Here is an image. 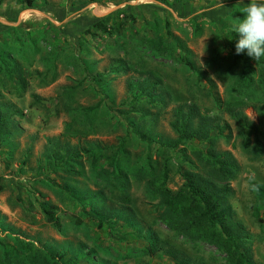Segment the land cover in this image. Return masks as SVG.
<instances>
[{
    "label": "rangeland",
    "instance_id": "obj_1",
    "mask_svg": "<svg viewBox=\"0 0 264 264\" xmlns=\"http://www.w3.org/2000/svg\"><path fill=\"white\" fill-rule=\"evenodd\" d=\"M31 2L29 6L24 0H0V25L10 26L0 27V60L15 74L19 63L25 79L17 86L16 78L11 80L0 67V248H14L17 240L27 242L51 250L65 264H229L215 244L183 236L159 220V198L147 189L146 181L160 174L165 161L164 185L169 190L181 186L184 174L195 173L197 181L213 182L224 189L221 208L246 234L242 247L249 258L264 264V83L257 78L255 59L245 50L255 72L250 83L240 85V94L233 90L232 83L241 69L240 61L230 55L240 38L232 31L243 18L239 0H221L223 7L220 0ZM120 9L138 15L137 27H144V20L150 27L155 25L154 34L145 27L153 37L165 38L167 28L179 38L189 49L188 57L198 76L185 68L182 75L171 66L158 68L168 91L151 85L155 100L144 105V117H137V112L126 114L121 103L134 94L135 86L131 88L128 82L147 77L144 83H155L153 73L151 77L128 70L112 76L105 90H96L98 94L80 85L57 101L58 91L75 84L76 79L70 66L66 69L58 64V77L37 86L30 71L43 69L39 55L50 51L51 44H62L53 40L56 28L52 25L67 24L80 14L99 18ZM22 34L26 40L20 46L17 36ZM103 39H98L97 48L83 43L78 46L81 53L91 54L90 64L98 71L105 70L114 49L111 45V51L104 48ZM69 40L74 37L69 36ZM32 46L40 51L32 52ZM116 49L121 55L120 48ZM61 53L60 58L68 54ZM21 54L25 62H18ZM71 61L72 57L64 63L68 66ZM146 61L156 70L154 61ZM188 90L192 96L185 93ZM141 93L138 99L144 97ZM98 99L103 106L96 112L99 125L94 133L63 132L69 119L66 107L82 108ZM187 104L193 110L186 127L195 135L177 140L170 122L175 120L179 125L181 118L174 109L180 105L181 112H187ZM104 117L106 123L100 124ZM126 118L133 123L132 132L118 149L124 131L121 124L115 129L111 125L115 119L123 123ZM72 153L70 160L76 161L73 167L78 172L61 170L62 159ZM223 158L233 167L230 175L220 177L217 170L204 166ZM134 161L151 168L144 170ZM111 178L126 180L125 188L106 186L104 179ZM38 200L55 207L58 230L44 221L37 209ZM81 209L91 217L110 219L114 230L125 232V239L117 241L103 226L95 227ZM254 211L259 213L260 225Z\"/></svg>",
    "mask_w": 264,
    "mask_h": 264
},
{
    "label": "trees",
    "instance_id": "obj_2",
    "mask_svg": "<svg viewBox=\"0 0 264 264\" xmlns=\"http://www.w3.org/2000/svg\"><path fill=\"white\" fill-rule=\"evenodd\" d=\"M24 1L27 5H32V0ZM93 14L98 15L96 13ZM137 19L138 15H136V13L131 12L129 9H120L99 18L80 14L75 18L69 19L67 24L59 26L52 25L53 28H56V34L53 36V40L62 42V44L59 46H56L55 43L54 45L51 44L52 49L50 51H45V54L39 55L43 69H34L30 71L34 76L33 79L35 80V83L39 87L45 86L54 81L60 74L59 72L61 70L58 68L60 67L58 64H64L66 69L70 66L72 73L76 76V79L74 80L75 84L65 85L60 91H58L56 100L61 101L62 97L66 95V92H69L71 89L77 90V87L80 85H83L84 90L91 92L93 95L98 94L99 92L96 90H105L106 84L110 81L112 76L119 73H126L128 70L145 72L151 77H153V73V81L155 83H144L146 80L144 78L147 77H139L134 83L128 82L131 88L135 86L133 91L134 94H132L126 102L121 103V105L126 107V111H124L126 114L130 115V113L137 112V117L146 116V112L143 109L144 105L146 103L154 104L153 101L155 100V96L151 91V85L166 90L165 82L161 80L163 73L158 68L161 66H171V70L175 72L179 71L180 75H182L184 68L193 70L196 76H198V73L189 60V49L183 45L179 38L172 35L166 28L168 22L165 21L163 23L164 28H166L164 32L165 38L161 39L160 37H153L155 25L151 24L152 26L150 27L148 26L147 21L144 20V27L143 25L137 27L134 25ZM69 25L70 31L68 29ZM0 27H2V29H7L10 26L0 25ZM145 27L151 29L153 34L148 33ZM131 30L132 33H129L128 31ZM24 34H26V32H24ZM24 34L17 36V40H20V46L24 45L23 40H26V35ZM69 36H73L74 40L70 41ZM41 38L42 39L39 40L40 42L43 41V34ZM99 38H104L102 43V45L106 46L104 48L109 49L110 51L111 48L109 45L114 48L109 57V64L104 71L95 70L93 63L90 64L91 54H89V52L83 54L81 53L82 51H79V48L83 46V44L86 47L94 46L97 48V41ZM116 48L121 49H119L122 53L121 55H118V50ZM20 51L22 52L23 49H20ZM39 51L40 49L32 46V52L36 53ZM61 52L68 54L65 55V58H60L62 54ZM230 55H232L233 60H239L241 63L240 72L232 83L233 88H235L233 90L240 94V85H247L250 83L249 80L255 70L254 67L249 64L248 56L244 52L237 54L236 51H232ZM71 57L72 61L68 66L65 65V60H68ZM18 59V62H25V60L23 61L22 54ZM147 59L154 61V64H156L154 69L156 70L152 69V66L146 61ZM168 59H170V63L166 62ZM30 61L31 59L28 60V62ZM0 62V67L3 69L2 71H4L7 77H10L11 80L12 77H15L17 80V86L23 84L25 79L24 74L19 71V63H17V74H15L14 70L4 66L3 59L0 60ZM254 63L258 66L257 78L261 79L264 83L262 69L264 67V57L254 60ZM26 72L27 71H25V73ZM140 92H143V94L141 93L144 96L141 97L142 99L137 98V94H140ZM185 93L192 96V92L189 90ZM158 96H162L161 93H159ZM71 98L72 97H70V99ZM72 102H75V99H73ZM102 106V101L98 99L94 103L84 105L82 108L66 107L69 119L63 126V132H78L80 135L94 133L99 125V122L97 121V116L99 115H97L96 112ZM194 109H197V107H194ZM185 110L187 112L182 113L181 106L179 105L176 107L174 109L175 115H178V117L181 118L179 125L175 120L170 122L171 127L177 134V140L195 135L194 130L188 131L186 127L191 116L190 111H192L193 108L190 104H187ZM126 119L127 120L123 123L115 119L111 125V128L115 129L121 124L120 127L124 131V134L120 137V141L117 145L118 149L123 147V140L132 132L131 126H133V123L129 121V118ZM102 122L106 123L105 117L100 121V124ZM72 158L73 153L70 154V158L64 157L58 167L67 172H78V170L73 167V162L75 163L76 161H71L70 159ZM114 162L115 161L113 160L112 163L115 164ZM134 164L144 170H146V168H151L150 166L147 167L145 163L141 164L137 161H134ZM204 166L217 170L220 177L230 175L233 168L225 158L216 159L212 161L210 165L208 164ZM117 170L118 169H116V171ZM166 170V164L165 161H163L160 174H158L156 178L147 179L148 181H146L147 189L154 195V197L159 198L158 204L161 210L158 214L159 220L162 221L169 230L182 233L183 236H187L188 238L199 239L203 242L205 241L215 244L224 252L225 260L229 264H256L249 258L245 248L242 247L246 237L243 229L239 225L232 223L221 208L220 197L223 194L224 189L222 187H217L213 182L197 181L196 179L198 178L195 173L193 175L184 174L181 186L175 190H169L164 185ZM104 180H106L105 185L110 186L111 188L118 187L120 190L125 188L124 182L126 184V180L124 181V179L111 178ZM258 187L259 189L261 188V186ZM36 204L44 221L49 223L54 229L58 230L60 228V220L56 215L55 207L48 204L45 200H38ZM81 210L95 227L101 228V226H103L110 231L111 235H115L117 241L125 239V232L120 230V228L114 230L110 219H97V217H91V213H88L83 209ZM79 215H82L80 211ZM252 215L255 221L260 225L261 218L259 213L254 211ZM194 242L195 244L198 243L197 241ZM0 264L65 263L61 261L60 256H56L51 250L45 247L38 249L33 247L30 243L17 240L14 248H7L6 246L0 248Z\"/></svg>",
    "mask_w": 264,
    "mask_h": 264
},
{
    "label": "clouds",
    "instance_id": "obj_3",
    "mask_svg": "<svg viewBox=\"0 0 264 264\" xmlns=\"http://www.w3.org/2000/svg\"><path fill=\"white\" fill-rule=\"evenodd\" d=\"M239 3L242 6L243 18L232 29L240 34L235 51L240 54L246 50L248 56L258 60L264 57V0H248L246 4L243 0H239ZM220 4L224 6L221 0ZM201 63L203 65L202 61ZM249 179H254V177H249Z\"/></svg>",
    "mask_w": 264,
    "mask_h": 264
}]
</instances>
